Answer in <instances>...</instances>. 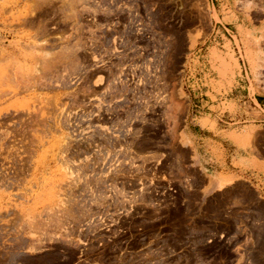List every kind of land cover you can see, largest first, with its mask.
<instances>
[{
    "label": "rangeland",
    "instance_id": "obj_1",
    "mask_svg": "<svg viewBox=\"0 0 264 264\" xmlns=\"http://www.w3.org/2000/svg\"><path fill=\"white\" fill-rule=\"evenodd\" d=\"M97 1L105 3L0 0V264L164 262L162 253L121 263L106 259L114 255L109 252L113 243L104 241H115L102 235L108 214L181 215L188 255L218 250L224 264H264V202L245 183L203 192L206 178L180 133L201 89L213 102L222 99V114L238 112L237 104L226 99L234 86L247 85L251 95L264 92V0H144L151 18L146 20L157 31L163 22L170 25L165 123L147 126L155 133L151 147L121 142L122 149L109 148L99 158L83 153L92 128L73 122L94 117L92 112L109 103L100 97L93 108L77 98L76 88L86 78L80 60L70 59L80 55L81 43L73 44L67 23L84 21L101 6L112 17L130 14L124 22L143 20V13L137 5L124 9L132 6L127 0H119L125 4L116 9L115 1ZM231 21L235 26L227 24ZM221 22L228 34L215 40L213 29ZM162 35L155 36L160 75ZM102 83H107L103 77L95 81ZM121 83L112 79L107 86ZM163 100L168 98L158 93L154 103L163 106ZM94 149L100 148L89 152Z\"/></svg>",
    "mask_w": 264,
    "mask_h": 264
},
{
    "label": "flooded vegetation",
    "instance_id": "obj_2",
    "mask_svg": "<svg viewBox=\"0 0 264 264\" xmlns=\"http://www.w3.org/2000/svg\"><path fill=\"white\" fill-rule=\"evenodd\" d=\"M112 1H115V9L117 6L120 8L125 4L119 0H111V3ZM96 2L105 3L97 0ZM127 2H131L132 6L125 5L124 9H130L137 5L143 13L140 15L143 20L132 23L130 19L124 22L125 19H129L130 14L126 17H121V15L112 17V15H108V11H105L106 7L101 6L103 11L93 15H85L84 21L67 23V29L71 31L72 42L74 44L77 41L81 43L80 55L74 54L70 59L72 61L80 60L83 68L82 75L86 78V84L76 88L79 94L77 98L85 102L88 107L92 106L93 108H98L95 102L100 97L109 103L104 104L106 105L104 109H97V111L92 112L93 108H91L86 112V114L92 112L94 117H79L73 122L78 126L84 125L86 129L92 128L89 130V132L92 131V134L86 137L89 140L87 152L83 151V153L96 158L106 156L108 149L113 148L112 144L115 145L113 149L119 151L120 148H123L121 142L127 145L133 143L138 149L151 147L150 143L155 141L151 134L155 133H149L147 126H154L158 121L165 123V113L169 107V103H167L171 92L169 22H163L162 31H157L153 22L147 21L151 19L147 15L148 3H145L144 0H127ZM151 10L154 11L155 8L151 7ZM156 27L159 29V23L156 24ZM56 28L55 26L51 27V29ZM159 33L163 34L165 46L161 75L156 74V71L160 72L157 47L159 40L155 37ZM99 77L105 78L106 81L113 79L115 83L119 79L123 84L109 88L107 86L108 80L106 84L96 85L95 81ZM116 91L118 92L115 93ZM158 93L168 98L166 102L163 100V106H156L154 103ZM139 96L144 98L141 100ZM107 106H113L111 108L113 110L108 111ZM157 108L158 111H156ZM129 126H134V128L129 129ZM128 130H132V134H127ZM114 131H119L120 134H115ZM92 146L100 149H94L91 153L89 151ZM157 146L160 145L155 147ZM135 154L139 155L137 152ZM151 168L149 167L147 171H151ZM182 218L181 215L173 214L106 215L102 235L105 239L112 237L115 241L111 239L104 241L105 245L107 242L113 243V249L109 252L114 253L110 256L106 254L105 258H114L116 261L120 260L121 263L123 258L130 261L147 258L150 253H162L164 255L162 264H224V260L219 261L218 250L205 255L201 250L193 256L187 254L185 247H183L187 238L184 229L186 224ZM159 222L162 224H158ZM156 226L159 229L155 230L154 227ZM234 251L231 250V253ZM148 263L155 264V262Z\"/></svg>",
    "mask_w": 264,
    "mask_h": 264
},
{
    "label": "crops",
    "instance_id": "obj_3",
    "mask_svg": "<svg viewBox=\"0 0 264 264\" xmlns=\"http://www.w3.org/2000/svg\"><path fill=\"white\" fill-rule=\"evenodd\" d=\"M214 10L224 19L222 11L215 6ZM227 24L235 26L232 21ZM217 27L215 40L228 34L224 23ZM202 90L195 93L180 130L206 178L202 191L215 193L233 183H245L264 202V92L251 95L247 85L234 86L226 99L237 104L238 112L222 114V99L213 102Z\"/></svg>",
    "mask_w": 264,
    "mask_h": 264
},
{
    "label": "bare ground",
    "instance_id": "obj_4",
    "mask_svg": "<svg viewBox=\"0 0 264 264\" xmlns=\"http://www.w3.org/2000/svg\"><path fill=\"white\" fill-rule=\"evenodd\" d=\"M75 29H76V28H75ZM77 38H78V37H77ZM78 40H79V39H78ZM77 42H78V41H77ZM77 42H76V43H77ZM73 44H74V43H73ZM72 52H73V51H72ZM116 56H117V55H116ZM249 57H250L249 59L253 61V57H252V55H250ZM143 60H144V59H143ZM121 61H122V60H121ZM137 61H138V60H137ZM255 62H256V61H255ZM115 63H116V62H115ZM140 63H141V62H140ZM253 63H254V62H253ZM255 64H256V63H254V65H255ZM75 65H76V64H75ZM254 65H253V66H254ZM84 66H85V65H84ZM129 66H130V65H129ZM260 66H261V65H259L258 67H260ZM119 68H120V67H119ZM153 68H154V67H153ZM254 68H255V67H254ZM139 69H140V68H139ZM255 69H257V67H256ZM133 70H135V69L133 68ZM137 70H138V69H137ZM144 70H145V69H144ZM138 71H139V70H138ZM140 71H141V69H140ZM256 71H257V70H256ZM134 72H135V71H134ZM139 73H140V72H139ZM142 73H143V72H142ZM111 74H112V73H111ZM136 74H137V73H136ZM150 74H151V73H150ZM258 74H259V73H258ZM139 75H140V74H139ZM139 75H138V76H139ZM108 76H109V75H108ZM114 76H115V75H114ZM142 76H143V75H142ZM144 76H145V74H144ZM112 77H113V76H112ZM110 78H111V77H110ZM114 78H116V77H114ZM138 78H139V77H138ZM108 80L111 81L112 79H111V80L108 79ZM108 80H107V81H108ZM145 80H146V79H145ZM121 84H122V83H121ZM125 86H126V85H125ZM150 86H151V85H150ZM114 87H116V86H114ZM146 88H147V87H146ZM113 89H114V88H113ZM125 89H126V88H125ZM136 89H137V88H136ZM110 90H111V89H110ZM116 90H117V89H116ZM127 90H128V89H127ZM127 90H125V91H127ZM142 90H143V89H142ZM145 90H146V89H145ZM129 91H130V90H129ZM134 91H135V90H134ZM82 92H83V91H82ZM117 92H118V91H116L115 93H117ZM135 93H136V92H135ZM137 93H138V92H137ZM137 93H136V94H137ZM139 93H140V92H139ZM142 93H144V92L142 91ZM140 94H141V93H140ZM140 94H139V95H140ZM144 94H145V93H144ZM112 95H113V94H112ZM115 95H116V94H115ZM115 95H114V96H115ZM133 95H135V94H133ZM141 95H142V94H141ZM74 96H75V95H74ZM144 96H146V94H145ZM110 97H112V96H110ZM136 97H137V96H136ZM140 97H141V96H139V98H140ZM114 98H116V97H114ZM143 98H144V97H143ZM143 98L141 97L140 99L142 100ZM145 99H148V98L145 97ZM133 100H134V99H133ZM111 101H112V100H111ZM113 101H114V99H113ZM149 102H150V101H149ZM149 102H148V103H149ZM137 103H138V102H137ZM124 107H125V106H124ZM144 108H145V107H144ZM140 109H141V108H140ZM132 110H133V109H132ZM141 110H143V109H141ZM151 111H152V110H151ZM138 112H139V111H138ZM131 114H132V113H131ZM136 114H137V113H136ZM127 118H128V117H127ZM113 125H114V124H113ZM109 141H110V140H109ZM110 142H111V141H110ZM117 142H118V141H117ZM114 143H116V142L114 141ZM117 144H118V143H117ZM112 145H113L112 147L114 148L115 145H114V144H112ZM109 146H111V145H109ZM116 146H117V145H116ZM118 146H119V145H118ZM130 151H131V150H130Z\"/></svg>",
    "mask_w": 264,
    "mask_h": 264
}]
</instances>
